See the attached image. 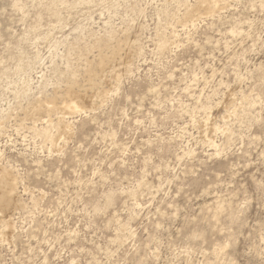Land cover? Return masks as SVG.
<instances>
[{"label": "rangeland", "instance_id": "obj_1", "mask_svg": "<svg viewBox=\"0 0 264 264\" xmlns=\"http://www.w3.org/2000/svg\"><path fill=\"white\" fill-rule=\"evenodd\" d=\"M213 1L192 21L200 0H178V50L165 34L152 55L121 53L122 75L78 112L53 96L61 111L50 121L3 99L17 83L32 95L37 64L62 79L47 35L57 9L0 0V166L21 203L8 232L0 224V264H264V0ZM47 123L57 131L44 146ZM193 125L207 137L194 154ZM22 136L35 139L28 164Z\"/></svg>", "mask_w": 264, "mask_h": 264}, {"label": "clouds", "instance_id": "obj_2", "mask_svg": "<svg viewBox=\"0 0 264 264\" xmlns=\"http://www.w3.org/2000/svg\"><path fill=\"white\" fill-rule=\"evenodd\" d=\"M188 2L189 0H185V4ZM239 2L240 0H236L237 6ZM36 7L57 9V28L54 32L49 30L47 35L51 42H58L57 55L59 67L62 69V79L58 83H53L48 69L37 64L36 72L33 74L35 79L31 82V96L19 83L15 88L8 85L5 88L3 103L8 109H12V105L17 104L18 107L14 109L17 112L26 111L25 104L29 107L36 104L37 108L47 112L48 119L52 120L59 111L55 107L48 109V102L53 96L61 100H79L81 97L94 99L100 91H103L101 86L105 80L122 75L121 69L124 65L120 58L121 53L140 49L152 55L150 45L158 44L165 34L168 36L171 48L178 50L174 37L176 33L181 32L184 15L178 0H38ZM133 34L136 39L132 38ZM146 59L147 56L142 57L141 62ZM45 72L48 74L41 78V73ZM8 94L13 97L11 101L7 98ZM196 115L199 117L198 113ZM207 115L205 113L203 117H199V122L203 123ZM136 123L142 125L143 121L137 120ZM205 130L193 125L192 133L195 135L187 134L188 143L185 147L192 154L194 149L190 147L191 144H195L196 147H200L201 144L206 146L207 137L204 140L200 139V133ZM53 131L57 129L53 127ZM17 135L19 136L20 133L18 132ZM50 140L49 136L44 146H47ZM21 141L25 148L22 155L29 156L27 149L35 144V139L22 136ZM32 154L43 159L48 158L43 156L39 147H33ZM30 160L29 156L24 163L28 164ZM31 162L37 165L40 163ZM37 173L42 174L39 167ZM236 175L239 173L237 172ZM242 207L243 205L237 206L238 209ZM156 227L159 228V224ZM228 231L229 238L235 244L237 234L232 233L230 228Z\"/></svg>", "mask_w": 264, "mask_h": 264}, {"label": "bare ground", "instance_id": "obj_3", "mask_svg": "<svg viewBox=\"0 0 264 264\" xmlns=\"http://www.w3.org/2000/svg\"><path fill=\"white\" fill-rule=\"evenodd\" d=\"M210 0H200V5L197 6V8H191V7H188V8H191V9H188V12H187V17L188 19H192V21L194 20V18L196 16H198V14H200L201 10L203 7H205L204 5H206V3H208ZM215 1V0H214ZM213 1V2H214ZM211 3V2H210ZM218 1L215 3L217 4ZM218 5V4H217ZM216 5V6H217ZM209 5H206L205 9H207L209 11ZM221 6V5H220ZM209 8V9H208ZM217 8V7H216ZM222 8V7H220ZM213 10V9H212ZM217 10V9H216ZM208 11H206L208 13ZM215 11V10H214ZM213 11V13H214ZM57 13V12H55ZM210 14V13H209ZM207 15V14H206ZM186 16V15H185ZM185 16H184V19H185ZM187 20V18L185 19ZM195 21V20H194ZM189 22V21H188ZM191 22V21H190ZM185 23V22H184ZM183 23V24H184ZM186 24V23H185ZM166 47V46H165ZM133 52H131L132 54ZM128 54V53H127ZM130 55V54H129ZM121 58V57H120ZM122 59V58H121ZM126 59V58H125ZM123 61L122 62H126L124 61V59H122ZM126 67V66H125ZM62 72V71H61ZM44 76V75H43ZM85 100V98L81 97L79 100L77 99H68L64 105V108L65 109H69L70 110H74V111H79L80 108H82V104H80V101H83ZM88 100V99H87ZM87 100L85 102H87ZM55 98L53 97V99L51 101L48 102V109L51 110L53 107L57 108L59 106H56V103H55ZM84 102V101H83ZM232 103V102H231ZM32 106H34V110H32V112L34 111V115L37 116V114L39 112H43V113H47L45 111H42L40 109L37 108L36 104H33ZM62 108V109H64ZM61 111V109H59ZM230 110V109H229ZM63 112V111H62ZM42 113V114H43ZM61 113V112H60ZM70 113V112H69ZM73 113V111H72ZM48 114V113H47ZM44 115V114H43ZM236 115V114H235ZM40 116V115H38ZM42 116V115H41ZM63 116V115H62ZM35 117V116H34ZM43 117V116H42ZM61 117V116H60ZM46 119V118H45ZM65 119V118H64ZM48 120V119H47ZM228 120V119H227ZM52 121V120H50ZM46 122V121H45ZM51 123V122H50ZM50 123H47L49 125H47L46 127L42 128L40 130V132L42 134L45 135L46 138H48L49 136L51 137V140L52 142H55V136L54 134L52 133L53 130H51V126H50ZM58 126L56 127L58 129V132H61L60 135H62V133H68L69 132V124H66L65 120L63 121V119H59V122L57 124ZM205 127V126H204ZM212 128V127H211ZM209 128V130L211 129ZM215 128V127H214ZM213 128V129H214ZM216 129V128H215ZM214 129V130H215ZM224 132V131H223ZM226 132V131H225ZM59 136V135H58ZM209 139V138H208ZM213 141V140H212ZM53 144V143H52ZM17 178L11 174L9 171H7L5 168L1 167L0 166V224L3 225L4 228H6L5 231L9 230L11 228V226L13 225L11 223V218H10V213L12 210H14L15 208H17L18 206L21 205L20 203V200L18 199L19 197L17 196ZM15 211V210H14ZM1 228V227H0ZM1 230V229H0ZM1 232L4 233V231H0V234ZM8 232V231H7ZM3 236H5L4 234H2ZM2 236V237H3ZM9 235H7L8 237ZM1 237V236H0ZM4 238V237H3Z\"/></svg>", "mask_w": 264, "mask_h": 264}]
</instances>
